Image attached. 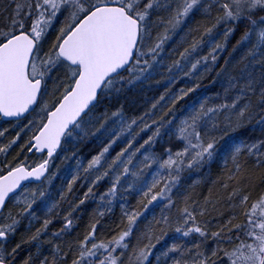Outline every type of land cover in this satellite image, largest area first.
<instances>
[{"label": "snow or ice", "instance_id": "obj_1", "mask_svg": "<svg viewBox=\"0 0 264 264\" xmlns=\"http://www.w3.org/2000/svg\"><path fill=\"white\" fill-rule=\"evenodd\" d=\"M0 125V264H264V0H0Z\"/></svg>", "mask_w": 264, "mask_h": 264}, {"label": "trees", "instance_id": "obj_2", "mask_svg": "<svg viewBox=\"0 0 264 264\" xmlns=\"http://www.w3.org/2000/svg\"><path fill=\"white\" fill-rule=\"evenodd\" d=\"M232 43H234V41ZM228 51H231V48H229ZM242 54H243L242 52L233 53L234 62L238 61ZM224 58H227L226 54H224ZM211 80H212V76H208L201 82L203 87L209 89V94H212L214 91L219 90V86L218 85H215V86L212 85ZM0 126L7 127V125H0ZM3 142H5V141L2 138H0V143H3ZM16 151H18V149H16ZM14 154H15V152H13V155ZM9 159H11V156H9ZM57 163H59V161H57ZM220 171H221V169H220V166L218 164L213 165L212 169H211V179H215L217 177V175H219ZM208 179L209 178L207 176H200L197 174H192L186 180L182 190L186 194L206 192V189L208 187H211L210 183H205V181ZM55 183H59V181L57 180V181H55ZM94 207H95V204H91V203L86 206L84 219L79 222V228L76 229V231H80L85 227L87 219H88L87 213L91 212V210ZM119 217H120V209L117 206L115 208L114 214L112 215L111 220L109 222L115 221V223H118ZM113 226H115V224H113Z\"/></svg>", "mask_w": 264, "mask_h": 264}]
</instances>
